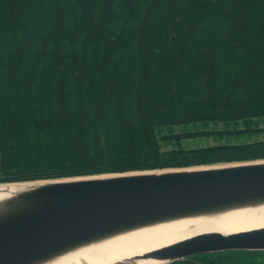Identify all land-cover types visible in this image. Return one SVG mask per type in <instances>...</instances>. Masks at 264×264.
<instances>
[{"label":"trees","instance_id":"16d2710c","mask_svg":"<svg viewBox=\"0 0 264 264\" xmlns=\"http://www.w3.org/2000/svg\"><path fill=\"white\" fill-rule=\"evenodd\" d=\"M261 117L264 0H0L1 183L263 159L157 131Z\"/></svg>","mask_w":264,"mask_h":264},{"label":"water","instance_id":"95a60500","mask_svg":"<svg viewBox=\"0 0 264 264\" xmlns=\"http://www.w3.org/2000/svg\"><path fill=\"white\" fill-rule=\"evenodd\" d=\"M73 178L30 181L0 202V217L7 212L0 219V264H29L128 224L264 198V160ZM233 249L264 250V227L202 233L152 255L172 261Z\"/></svg>","mask_w":264,"mask_h":264},{"label":"bare ground","instance_id":"6f19581e","mask_svg":"<svg viewBox=\"0 0 264 264\" xmlns=\"http://www.w3.org/2000/svg\"><path fill=\"white\" fill-rule=\"evenodd\" d=\"M29 184L30 181L0 183V202ZM260 227H264V198H249L241 203L128 224L29 264H158L165 261L154 257V251L190 236L208 232L226 235Z\"/></svg>","mask_w":264,"mask_h":264},{"label":"rangeland","instance_id":"374dc122","mask_svg":"<svg viewBox=\"0 0 264 264\" xmlns=\"http://www.w3.org/2000/svg\"><path fill=\"white\" fill-rule=\"evenodd\" d=\"M100 6L99 4H97ZM96 25V23L94 24ZM264 127V118H258L250 122V124L245 123L242 120L238 121H193L188 123H180L169 126H162L158 128V133L160 135L180 133L181 137L166 138L161 140V145L164 149L167 148H197L214 144H238L245 143L255 140L264 139V131L259 130H244L241 128L246 127ZM201 130H209V132L197 134V135H184L188 132H195ZM264 160V159H259ZM255 161V160H254ZM249 161H232V162H221L215 164L197 165L191 167H206V166H219L227 165L231 163H240ZM172 169V168H170ZM37 182V181H33ZM8 183V182H7ZM244 252V251H243ZM241 258L244 255L240 256ZM231 255V259L239 261L241 258ZM241 264H264V251L253 252L250 257L242 258ZM240 264V262H238Z\"/></svg>","mask_w":264,"mask_h":264},{"label":"flooded vegetation","instance_id":"af4514ba","mask_svg":"<svg viewBox=\"0 0 264 264\" xmlns=\"http://www.w3.org/2000/svg\"><path fill=\"white\" fill-rule=\"evenodd\" d=\"M244 250H224V251H215V252H208V253H200L196 255L189 256L187 258L178 259L168 261L164 264H233L240 262L242 263V258H248L251 256L250 253L243 252ZM248 251V250H247ZM230 252L231 255H235L240 257L244 255V257H240L241 259L237 262L234 259H230Z\"/></svg>","mask_w":264,"mask_h":264}]
</instances>
